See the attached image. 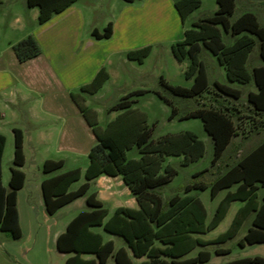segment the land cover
Wrapping results in <instances>:
<instances>
[{
  "label": "crops",
  "instance_id": "0c3cea01",
  "mask_svg": "<svg viewBox=\"0 0 264 264\" xmlns=\"http://www.w3.org/2000/svg\"><path fill=\"white\" fill-rule=\"evenodd\" d=\"M179 1L181 0H0V134L6 140L4 157L8 141H13L14 145L13 129H20L23 133L25 162L19 169L25 175V183L16 196L21 233L23 218L33 220L37 216H42L48 219L78 201L76 199L54 215H49L44 205L41 184L54 174H44L42 171L43 174L40 173L29 181L28 174L24 169L28 163H34L35 160L32 156L46 155L52 147L54 154L64 153L88 157L90 149L104 137L105 133H110L113 129L114 122L122 115L129 116L128 113L132 112L131 108L137 104L136 100L127 110L110 109L108 121L105 125H101L99 112L90 107L89 99H102V91L109 87L118 90L124 88L126 93L121 95L119 100L126 96L127 92L146 91L143 86L126 88L135 82L134 75L142 76L144 74V67L154 53L153 47L183 42L186 40L187 32L201 24L192 21L190 28L186 27L187 19L201 7V0H197L199 5L185 16L177 7ZM215 3L217 7L214 14L207 18L208 20L217 18L213 26L219 31L223 28L228 31L233 25L240 22L242 24L246 19H252L256 27H259L257 18L251 12H243L235 21H231L236 9V0H215ZM205 20L200 19V22ZM225 23L229 29H225ZM250 33L245 29L239 34H231L228 39L229 46H234L239 40L251 39ZM226 35L220 33L221 43L224 42ZM27 36H32L36 40L41 53L31 60L20 63L12 46ZM255 42L261 43L262 40ZM246 46H243L242 49L245 50ZM147 48L150 49L149 54L141 62H138L134 58L135 54ZM246 55H248V50ZM216 58L219 59L218 56ZM221 67L225 73V66ZM131 71L133 72L131 73ZM100 78L103 80L101 86L95 92L90 93L89 87L96 79ZM166 103L168 102L166 101ZM114 104L110 106L113 107ZM191 113L192 115H190ZM191 113L179 117V120L199 119L201 121L203 129L213 145L210 163L212 168L215 165L213 164V138L206 131L202 119L195 116V111ZM56 124H60V126L56 127ZM145 126L148 128L146 124ZM186 132L194 135L196 140L202 143L203 154L187 164L184 163L185 156L179 155L182 157L179 164L181 168L198 163L206 152L204 142L195 133ZM149 140L155 142L152 140V132ZM135 148L138 158H128L127 153ZM3 157L1 168L4 186ZM124 157L126 162L139 161L142 158V153L136 145H133L124 151ZM168 157V155L160 156L161 175L169 166L164 165ZM41 160L43 165L46 160L54 159L44 157ZM58 160H62L65 164L64 159L55 161ZM86 167L80 169L84 171ZM207 172L209 171L203 170L194 173L193 178L196 180L187 184L182 194L176 193L166 202L159 194L155 193L161 200L162 207L165 205L163 211L169 212L172 208H176V213L191 200L198 198L195 195L196 192L209 190L210 185L208 186L198 179ZM9 178L10 176L7 183ZM171 182L172 180L160 187ZM224 191L226 194L227 191ZM91 192H96L97 198L103 202L104 206L108 201L115 204L112 212L105 206L109 211V216L119 207L142 208L137 197L124 182L122 175L98 177L91 182ZM263 194L264 190L258 191L259 197ZM233 204H239L234 211L235 216L242 203L234 202ZM87 209V206L86 209L78 208L62 227L53 231L55 244L57 237L65 231L69 222ZM245 223H248V230L251 225V217ZM96 231L99 232L98 229ZM203 236L200 237L209 242H214L218 237L205 239ZM122 243L124 246L123 241ZM220 244L222 243L210 245ZM119 247L121 245L116 246V248ZM60 255L67 254L60 253ZM67 258H64L62 264ZM134 259L138 261V264L146 260L145 258L132 257L133 264Z\"/></svg>",
  "mask_w": 264,
  "mask_h": 264
},
{
  "label": "trees",
  "instance_id": "16d2710c",
  "mask_svg": "<svg viewBox=\"0 0 264 264\" xmlns=\"http://www.w3.org/2000/svg\"><path fill=\"white\" fill-rule=\"evenodd\" d=\"M198 5L197 0H181L177 3L183 16ZM216 19L209 20L210 24L201 23L197 27H201L203 31L205 27H208L210 37L204 35L201 40L210 39L209 41L216 45L217 52H220V33L213 26ZM224 25L225 29H229L226 23ZM231 29L234 31L233 34H239L245 29L254 33L257 27L252 19H246L242 24L240 22L233 25ZM242 44H244L242 40H239L226 51H221V54L226 55L224 62L231 80H236L237 77L231 62L236 58H240L242 62L246 57L247 49H242L244 46ZM12 49L20 63L31 60L41 53L39 45L32 36L17 42ZM149 50L147 48L137 52L135 54L137 57L134 58L141 61L147 56ZM242 69L243 66L240 65L238 73L243 74ZM253 75L257 86L260 87V93L250 98V105L256 112L264 113V110L256 108H264V101H259L264 95V74L255 70ZM102 82L101 78L96 79L89 87L90 93L95 92ZM206 89L207 87L201 90L198 96L206 92ZM220 95L226 94L220 91ZM132 104L133 101L126 98L111 109L127 110ZM206 109L195 111L194 114L202 119L206 131L213 138V164H215L237 132L231 117L226 112L218 108ZM136 122H130L127 114L119 117L114 122L110 133H105L104 137L90 149L88 165L83 172L80 168H75L58 173L64 166L62 160H46L43 163V173L54 174L41 184L44 205L49 215H54L61 208L82 197H85L88 207L86 211L76 215L56 239V250L68 255L64 264H107L110 259L114 264H133L132 257L146 259L140 264H204L211 258V253L208 251L201 250L193 258L184 259V257L196 247L225 243L234 238L249 217H251V225L238 244L241 247L264 244V194L261 197L258 195L259 190H264V139L256 148L229 166L209 186L211 199H214L221 191L227 192L218 203L211 220L207 222V210L200 199L191 200L176 213V208L164 212L165 205L162 207L161 200L152 191L170 181L174 174L170 167L165 169L163 175L160 174L161 155H184V163L187 164L203 154L202 143L189 132L183 134V139L181 136L167 135L158 142H153L149 140L151 132L145 123ZM13 135V167L10 168V178L6 188L2 184L1 168L6 140L0 134V231L17 240L21 237V229L16 196L25 183V175L19 169L24 165L25 158L22 131L13 129ZM170 141L174 142V145ZM133 145L139 148L142 158L139 161L126 162L124 151ZM118 175L123 176L124 182L137 197L142 208L119 207L109 216L108 209L97 198L96 192H91V182L101 176L116 177ZM82 176L85 182L78 189L70 191V187ZM234 202L242 203V205L237 210L229 228L214 242L203 240L200 236L216 229ZM97 229H101L104 234L122 239L124 246L116 248L112 240L104 241L102 234L96 231ZM214 252L216 255H224L229 250L216 249ZM224 264H264V258L255 256Z\"/></svg>",
  "mask_w": 264,
  "mask_h": 264
},
{
  "label": "rangeland",
  "instance_id": "374dc122",
  "mask_svg": "<svg viewBox=\"0 0 264 264\" xmlns=\"http://www.w3.org/2000/svg\"><path fill=\"white\" fill-rule=\"evenodd\" d=\"M201 2V7L187 19V28H190L192 21L206 23L207 25L209 23L207 17L214 14L217 7L215 0H201ZM243 12L253 13L258 20L259 27L256 32L250 33L252 40L242 41L244 43L242 45H247L245 49L248 50L245 60L241 62L240 58H236L231 62L233 71L237 72L236 80H231L227 70L224 73L221 67L225 66L227 68L224 62L226 55L221 54V51L230 48L228 39L233 34V29L228 31H225L224 28L218 30L220 33L227 35L224 42L221 43L220 52H217L216 45L209 41L210 39L201 40L204 35L209 36L208 27L204 28L205 31L201 30V27H194L190 29L186 40L182 43L154 46V53L144 67V74L142 76L134 75L135 82L129 86L126 85L129 87L126 89L143 86L146 91L127 92L128 94L119 100L121 95L126 93L124 88L118 90L109 87L102 91V99H89L90 107L99 112L101 125H105L110 117L109 110L112 108L110 105L115 102L117 104L122 99L127 98L137 102L131 108L132 112L128 113L130 122H144L151 130L152 140H155V142L165 135L181 136V139H183L185 131L195 133L204 142L206 146L204 157L198 163L187 168L180 167L182 157H179V155H170L166 158L164 165H169L168 167L174 172L171 177L172 182L162 188L158 187L153 190L154 193L161 196L164 202L176 193L182 194L184 187L196 180L193 175L198 171H209L198 179L208 186L211 185L225 169L264 139V113L256 112L250 105V98L260 93V87L257 86L253 73L258 70L261 71V74H264V0H236V9L231 21H235ZM200 19L206 20L200 22ZM260 40H262L261 43L255 42ZM216 56L221 58L217 59ZM136 60L138 62L142 61ZM240 65L243 66V74L238 73ZM205 87H207V91L198 96L199 92ZM220 91L226 95L221 96ZM259 101H264V95L260 97ZM206 108H218L226 112L231 117L237 132L225 154L212 168L210 163L213 155V145L205 133L201 121L199 119L179 120V117L196 110H207ZM256 108L264 110V108ZM59 126L60 124H56V127ZM170 143L174 145V142L170 141ZM170 143L169 147H171ZM50 150L46 155L32 156L35 160L34 163H28L24 169L28 174L29 181L33 180L38 174H43L41 159L44 157L65 160L63 168L58 173L73 168L84 169L87 166V156L54 154L52 147ZM13 151V141L9 140L3 157V183L6 188L8 187L7 179L10 176V168L13 167ZM127 155L130 159L138 158L136 148L129 151ZM83 182H85V179L82 176L78 182L70 187V191L76 190ZM224 194L225 191L220 192L214 200H211L210 190L195 193L207 209V222L211 220L215 208L224 197ZM105 206L112 212L115 204L108 201ZM238 206L239 204H233L218 228L203 236V238L213 239L225 232L229 228L234 211ZM78 208L86 209L85 197L79 198L76 203L54 217H48L47 219V217L37 216L33 220L23 218L21 237L17 240L0 231V264H62L64 258L68 255L62 256L56 250L53 231L62 227ZM247 227L248 223H245L234 238L220 245H208L205 248L196 247L185 258L196 257L201 250L211 253V259L204 264H224L229 261L255 256L264 258V244L245 245L244 247L238 244L239 240L246 234ZM98 230L104 241L112 240L117 247L123 245L122 239L104 234L100 229ZM218 248L228 249L229 252L218 256L214 252ZM107 264H114L113 260L110 259ZM134 264H138L135 259Z\"/></svg>",
  "mask_w": 264,
  "mask_h": 264
}]
</instances>
